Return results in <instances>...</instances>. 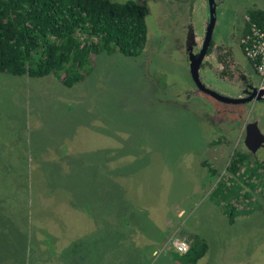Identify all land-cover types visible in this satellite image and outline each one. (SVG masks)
Masks as SVG:
<instances>
[{
	"label": "rangeland",
	"instance_id": "374dc122",
	"mask_svg": "<svg viewBox=\"0 0 264 264\" xmlns=\"http://www.w3.org/2000/svg\"><path fill=\"white\" fill-rule=\"evenodd\" d=\"M144 4L150 33L138 58L101 54L73 88L0 73V264H177V244L196 237L209 246L198 264H264L258 170L231 175L242 149L228 121L167 95L187 76L178 59L189 6ZM157 70L170 73L162 90ZM219 136L229 144L216 147Z\"/></svg>",
	"mask_w": 264,
	"mask_h": 264
},
{
	"label": "trees",
	"instance_id": "16d2710c",
	"mask_svg": "<svg viewBox=\"0 0 264 264\" xmlns=\"http://www.w3.org/2000/svg\"><path fill=\"white\" fill-rule=\"evenodd\" d=\"M148 14L134 0H0V73L32 79L55 75L73 88L87 79L101 54L140 57L149 38ZM247 18L244 37L252 26L264 29V9L248 10ZM248 160L235 153L227 171L239 176ZM208 250L196 237L178 261L198 264Z\"/></svg>",
	"mask_w": 264,
	"mask_h": 264
},
{
	"label": "flooded vegetation",
	"instance_id": "af4514ba",
	"mask_svg": "<svg viewBox=\"0 0 264 264\" xmlns=\"http://www.w3.org/2000/svg\"><path fill=\"white\" fill-rule=\"evenodd\" d=\"M134 1L138 3L137 0ZM175 1L189 6L188 20L183 23L180 31L182 38L179 47L182 55L178 59L187 76L185 82L174 81L176 92L167 95L188 106L200 107L202 113L215 121L219 118L227 120L231 130L227 138H235L242 149L235 153L240 152L249 158L246 165L258 170L259 183L264 188V113L263 109L258 108V105L264 104V83L244 50L248 10H243L240 0ZM145 2L146 0H142L138 4L144 6ZM230 3L235 7L232 11ZM195 9L201 13L197 22L192 20ZM229 10L232 12L231 24L219 31L221 25L229 23ZM162 75L170 73L165 70L154 72L157 88L161 90L165 88V80H168L166 77L162 78ZM227 106H243V109L237 111L226 108ZM238 118L240 120H236ZM236 121H239L237 130L234 125ZM220 137H216L214 141L216 147L223 145L227 139L225 135L222 136L225 141Z\"/></svg>",
	"mask_w": 264,
	"mask_h": 264
},
{
	"label": "built area",
	"instance_id": "2783aa9c",
	"mask_svg": "<svg viewBox=\"0 0 264 264\" xmlns=\"http://www.w3.org/2000/svg\"><path fill=\"white\" fill-rule=\"evenodd\" d=\"M243 43L247 58L255 66L257 73L264 83V29L252 26L249 34L244 37ZM185 245L188 246L187 251L183 250ZM176 249L180 255H183L189 251L190 246L187 242L180 241Z\"/></svg>",
	"mask_w": 264,
	"mask_h": 264
},
{
	"label": "clouds",
	"instance_id": "9594fccd",
	"mask_svg": "<svg viewBox=\"0 0 264 264\" xmlns=\"http://www.w3.org/2000/svg\"><path fill=\"white\" fill-rule=\"evenodd\" d=\"M187 247H188V246H187V245H185V247H184V249H183V250H184V251H187Z\"/></svg>",
	"mask_w": 264,
	"mask_h": 264
},
{
	"label": "water",
	"instance_id": "95a60500",
	"mask_svg": "<svg viewBox=\"0 0 264 264\" xmlns=\"http://www.w3.org/2000/svg\"><path fill=\"white\" fill-rule=\"evenodd\" d=\"M195 75H196V72H195ZM227 102H229L228 100H227ZM254 150V149H253Z\"/></svg>",
	"mask_w": 264,
	"mask_h": 264
}]
</instances>
